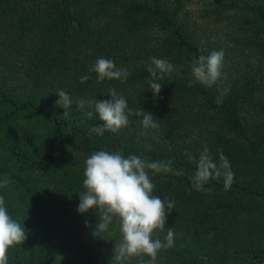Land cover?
I'll list each match as a JSON object with an SVG mask.
<instances>
[{
  "label": "trees",
  "instance_id": "trees-1",
  "mask_svg": "<svg viewBox=\"0 0 264 264\" xmlns=\"http://www.w3.org/2000/svg\"><path fill=\"white\" fill-rule=\"evenodd\" d=\"M219 50L221 83L195 82L193 58ZM101 57L126 68L127 80L98 82L90 69ZM152 57L175 69L157 80L159 96L147 82ZM218 87L227 89L221 104ZM110 88L126 99L129 123L99 136L94 105L75 104L110 100ZM58 90L72 97L69 110ZM142 109L157 128L142 126ZM205 146L213 162L228 159L230 190L222 177L205 183L210 191L192 186L197 165L186 153L198 161ZM101 150L173 161L172 172L148 170L153 195L175 202L153 234L174 232L156 264H264V0H0V182L9 180L0 196L26 233L8 264H111L117 222L94 236L98 213L77 211L85 160Z\"/></svg>",
  "mask_w": 264,
  "mask_h": 264
},
{
  "label": "clouds",
  "instance_id": "clouds-1",
  "mask_svg": "<svg viewBox=\"0 0 264 264\" xmlns=\"http://www.w3.org/2000/svg\"><path fill=\"white\" fill-rule=\"evenodd\" d=\"M223 50L213 51L210 55H201L193 58L191 62V74L195 82L206 87L218 86L222 77ZM174 66L168 60L152 57L147 67L151 79L150 85L154 96H159L163 86L157 82L162 80L164 74H171ZM90 72L97 74V81L120 80L125 82L131 74L126 68H117L115 62L103 57L98 58ZM90 77H80L81 83ZM192 86V81L189 82ZM220 95L217 104L223 103V97L227 94L226 88L218 87ZM59 99L57 105L69 110L73 105L72 97L64 90H58ZM110 100H85L76 101L78 111L83 110L85 105L92 106L99 118L104 123L100 126H92L91 133L103 136L106 131L115 133L129 123V112L126 99L119 95L114 88L109 89ZM65 116L69 115L66 111ZM92 112H85L89 119ZM135 115L142 117L141 124L145 129L157 128L159 125L156 118L142 110H137ZM150 147V146H149ZM190 162L196 161L197 170L192 177V186L197 191H210L204 189L205 183L210 179L224 180L225 191L230 190L234 181V173L231 171L228 159L221 152L219 164L213 162L207 146L200 153L198 161L191 154L186 153ZM173 161H148L136 155L125 157L121 152L97 151L85 160L84 191L79 193V205L77 211L81 214L89 210L98 213V223L93 232L94 236L104 237V233L110 228L114 220L118 224L121 239L115 242L111 264H125L132 257L146 255L150 259L147 264H156L157 253L162 249L174 245L173 228H168L163 240L153 239L157 230H163L167 216L175 208L174 200L167 197L161 199L153 195L155 185L152 183L148 170L153 175L172 172ZM173 174L181 175V171ZM9 180L5 178L0 182V187H7ZM86 226L88 222L85 221ZM26 233L20 223L14 220L5 207V200L0 196V264H8V250L10 247L24 242ZM141 264H145L141 261Z\"/></svg>",
  "mask_w": 264,
  "mask_h": 264
},
{
  "label": "rangeland",
  "instance_id": "rangeland-1",
  "mask_svg": "<svg viewBox=\"0 0 264 264\" xmlns=\"http://www.w3.org/2000/svg\"><path fill=\"white\" fill-rule=\"evenodd\" d=\"M58 250H59V248H58Z\"/></svg>",
  "mask_w": 264,
  "mask_h": 264
}]
</instances>
